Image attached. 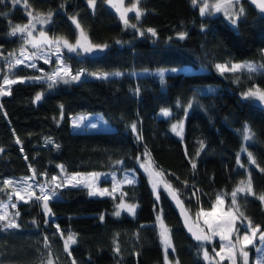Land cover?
Listing matches in <instances>:
<instances>
[{
  "label": "trees",
  "instance_id": "obj_1",
  "mask_svg": "<svg viewBox=\"0 0 264 264\" xmlns=\"http://www.w3.org/2000/svg\"><path fill=\"white\" fill-rule=\"evenodd\" d=\"M243 4L244 16L233 26L219 15L201 16L192 0H140L143 15L139 20L135 14L129 17L136 28L125 26L105 0H97L95 9L87 0H27V8L12 0L0 4V13H7L0 15L1 78L18 81L5 85L0 80V87L10 91L0 96V198L12 195L15 187H5L4 180L42 179L61 171L134 169L139 174L137 182L123 187L124 199L137 205L135 215L115 216L119 196H90L83 186L61 187L60 197L49 201V215L35 198L19 201L20 215L15 217L21 227L0 230V264H48L50 258L52 264H164L159 215L170 230V256L179 264H207L204 243L187 234L163 186L157 199L139 166L145 153L192 216L211 209L217 195L230 205L231 192L250 177L253 194L237 196L247 218L240 219L264 229V202L258 199L264 194V107L242 96L249 88L264 90V72L221 74L215 67L264 64V13L250 0ZM29 11L45 17L52 13L49 32L71 42L80 33L70 19L75 16L90 43L108 47L97 55L65 54L71 70L86 75L49 88L50 74L25 65L11 67L25 47V36L10 33L13 26L29 22ZM181 32L186 33L183 39ZM41 66L51 70L45 63ZM173 66L180 69L161 79L160 68ZM104 72L110 74L106 79L90 75ZM38 93L42 98L35 101ZM162 109L171 114L165 117ZM79 112H101L114 129L74 131L71 117ZM181 119L179 136L172 125ZM245 125L254 134L252 140L244 139ZM69 234L76 239L69 244L70 256L63 248Z\"/></svg>",
  "mask_w": 264,
  "mask_h": 264
},
{
  "label": "snow or ice",
  "instance_id": "obj_2",
  "mask_svg": "<svg viewBox=\"0 0 264 264\" xmlns=\"http://www.w3.org/2000/svg\"><path fill=\"white\" fill-rule=\"evenodd\" d=\"M105 2L116 9V11L119 13L120 19L123 21L125 26L136 28L135 24L129 25V19H128L127 14L129 12L134 11L135 18L137 20L140 19V17L143 15V10L138 7L140 0H136L135 3H132L131 7H124V0H105ZM200 2L202 3V6L199 8L201 16H204L205 14H210L209 9L215 12L223 11L225 16H227L231 20L232 24L234 25L237 23V19L239 18V16L244 13V8L242 6H240L238 10H235L236 6L240 4V0H216L215 3H210L209 0H200ZM3 3H5V0H0V4H3ZM12 3L13 5L20 4L21 0H12ZM192 3L193 5H196L198 3V0H192ZM251 3L253 5H256V7L259 8V10L262 13H264V0H251ZM87 4L90 8L95 9L97 0H87ZM24 5L26 8L28 7L27 0H24ZM27 14L30 17L29 24H26L23 26L17 24L13 26L10 35H16L17 33H21V34L26 33L27 35H26L25 42L31 44L32 47L37 50H40L41 44L51 45L53 43H58L59 41H63L64 47H66L69 52H78V49H79V50H82L84 53H92L97 50L104 51V49L108 47L107 44L100 45V44H92L90 42L82 43L81 39H77L75 44H70L68 40L64 39L63 37H58L56 38V41H53V40L48 39L47 34L44 31H41L39 34L41 39L33 38L32 31L29 30L30 27L32 29L35 28V24L32 23V20L35 19L37 23L47 24L51 20L52 13L49 12L46 18L43 15L33 17L31 11H29ZM0 15H7V13H0ZM70 19L72 20L73 24H75V27L80 30V36L85 41H87V36L84 33L83 29L81 28V25L77 21L76 17L73 16V17H70ZM146 31L151 33L153 36H156L157 34L155 29L153 28H148ZM140 34L144 35V32H141ZM178 36L181 39H183L186 36V33H183V32L178 33ZM117 43H119V41H117ZM56 51H57V59H59V47H57ZM21 52L23 54L24 52L23 48L21 49ZM32 55L35 56V53H33ZM23 63H24V60H21V59L15 60L16 65L23 64ZM45 63H48L47 59H45ZM60 63L62 67L57 68L52 74L47 76V79L51 81V83H49L48 85L49 88L53 87L56 83H59V82L68 84L71 82L79 81L81 78V75L83 74L82 72H78L75 75H73L71 73V70L67 67L64 61H61ZM29 66L32 68L36 67L34 63ZM215 67L221 74H223L226 71L236 72L237 70L244 68V67H247L250 71L255 70L251 64H245V65L232 64L230 68L225 64H216ZM261 67L264 68V65H261ZM172 71H177V69H172ZM61 73H63V75H61ZM90 75L95 76L96 78H99V79H106L110 74L109 73H91ZM114 75L120 76L121 73L117 72V73H114ZM160 75L162 79L163 73H160ZM28 79L41 80V79H44V77H29ZM3 80H4L5 85H12L18 82L16 79H9L7 75L4 76ZM19 82L23 83L24 81L20 80ZM8 94H10V91H5L3 87H0V96H4ZM243 96L245 98H256L260 100L261 102H264V90H261L259 87H255L254 89L249 88L248 91L243 93ZM41 98H42V94L38 93L35 96V101H40ZM0 107H2V105H0ZM188 107L190 108L191 104H189ZM161 111L165 117L170 115V112L168 109H162ZM74 126L78 127L79 125L74 122ZM93 127H95V125H93ZM131 128L133 132L137 131L136 124H132ZM182 130H183L182 121L178 122V124L172 125V131L176 132L177 135H180ZM243 132H244L245 140L253 139L254 134L251 132L250 128H248L247 125H245ZM16 142L20 143L19 139H17ZM48 142L51 143V140H49ZM57 147L59 146L57 145ZM201 147H203V142H201ZM2 151L3 149H0V152ZM243 151H247V149H243ZM248 157L251 163L253 164L256 163V161L252 158L251 152H248ZM117 163H120V161H117ZM237 163L238 164L240 163L239 157H237ZM241 166L243 167V165ZM192 167L195 168L194 163ZM261 171H264V169H261ZM90 175L92 177L91 181L77 180L75 176L71 177L70 179L76 180V184H83L84 187L88 188L89 189L88 194L90 196H95V195L103 196L105 194H109L107 189H97L94 187V181L100 178V174L92 173ZM34 178L35 176L31 178H24L22 181H18L17 183L20 185V187L15 190V195L18 200H23L25 203L29 202V200H31L33 197L35 198L36 202L42 201L43 208L45 210V215H49L51 213V209L49 208V201L58 195L56 189L64 185L55 183V181L57 180V177L53 176L51 177L50 184H54V186L48 188V190L46 191V187H47L46 185L44 184L36 185V187H39V191H40V195L36 196L34 191H30L31 189H33V185L28 183L29 179H34ZM113 179L115 180V178ZM123 182L129 183V184L134 183L133 180L128 179L127 177L125 178ZM13 183L14 182L12 180L3 181V184L5 187L9 185H13ZM153 187L155 190L156 185L154 184ZM2 190L3 189H0V191ZM21 192L27 193L28 199H25V196L21 195ZM238 193H245L248 195L253 194L252 181L250 177L247 180L246 184L244 181H241V186H238L235 190L231 192V197H232L231 205L234 206L235 212H233L232 210H230L228 213L218 212V207L224 204V200L222 199L220 195H217L216 206L213 207V210L211 212L202 213V215L205 217L204 223L208 228L209 234H205L203 229H201L199 232H193V236L195 240L197 241H209V242L212 240V237L219 236L221 241H228L227 249H225V246L221 244L220 251L216 253V255L220 257L221 261L227 258L229 261H231V264H237V253H238L239 257L242 259V264H249V252L246 249L248 248L249 245H252L253 247H255L254 242L257 239V234H259L258 239L260 243L264 244V230L261 229L260 225L253 226L252 222L248 221L247 227L243 235H240L239 229H237L236 227V222L241 217H244V213L240 211V206L237 202ZM157 199H159V196H157ZM258 199L264 202V194L260 195ZM8 200L11 203V207L16 208L17 206L16 203L11 202L12 201L11 195L8 197ZM0 208L6 209L7 205L0 202ZM116 208L118 210L114 213V215L117 217L121 215V212L119 209H124L129 214L135 215V210L137 208V205L136 204H126L124 203L123 198H121V203L117 204ZM14 215L18 217L20 213L17 211ZM99 219L103 221L104 216L101 215ZM244 219H247V218L244 217ZM157 220L160 222V225H161V231L159 233L160 240L164 246L165 252L167 253V250L172 247L170 232H169V229L163 224V220L160 216L157 217ZM4 221H7V222L0 224V230L18 229L21 227V225L18 224L15 219H9V214L6 211L3 214H0V222H4ZM56 227H57V230L59 231V226L57 225ZM189 231L191 232L192 229L189 228ZM234 233L236 234L235 243L232 242V237ZM61 235H63V233H61ZM44 239L45 241H47L48 237H45ZM70 243L71 244L76 243L74 234H69L63 244L64 251L68 252L69 256L71 255V253L68 251ZM46 247H47V244H46ZM115 251L119 253V248L117 247ZM256 251H260V249L257 248ZM203 255H204L205 260L209 259V254L207 250H204ZM165 261L167 264V255L165 256ZM48 264H52V261L49 260ZM72 264H75L74 260L72 261ZM257 264H264V260L257 261Z\"/></svg>",
  "mask_w": 264,
  "mask_h": 264
},
{
  "label": "rangeland",
  "instance_id": "obj_3",
  "mask_svg": "<svg viewBox=\"0 0 264 264\" xmlns=\"http://www.w3.org/2000/svg\"><path fill=\"white\" fill-rule=\"evenodd\" d=\"M135 2H136V0L133 1V2H129L128 0H124V7H131L132 3H135ZM209 2L210 3H215L216 0H209ZM21 3H24V0H21ZM195 6H197L198 8H200L202 6V3L200 2V0H198V3ZM240 6H242L244 8V13H245V7H244V4H243V0H240V4L236 6L235 10H238V8ZM138 7H139V4H138ZM209 12H210V14H205V15H219V16H222V17L225 18V20H227L233 26H236L238 24L239 20L244 16V13L242 15H240L239 18L237 19V23L234 25V24H232L231 20L227 16H225L223 11L215 12V11H212L211 9H209ZM132 14H135V12L133 11V12H129L127 14L128 19H129V25L131 24V20H130L129 17ZM32 15H33V17H37V16H40L41 14L38 15V14H35V13L32 12ZM32 23L35 24V28L32 29L30 27L29 30L32 31L33 38L41 39V37L39 35L41 31L46 32L47 37L50 40L56 41V38L59 37V36L57 37L54 34H52L51 32H49V25L51 24V20L47 24H41V23H37L36 20L33 19ZM27 24H29V22ZM23 35L25 36V39H26V35L27 34L24 33ZM78 39H81L82 43L85 41L80 36V33H79ZM87 40H88V37H87ZM68 42L70 44H75L76 43V41L75 42H71L70 40H68ZM57 47H59V59H57V51H56ZM23 49H24L23 54L20 51L19 54H17L16 59L24 60V63L16 65L15 64V60L16 59H15L13 61V63H12L13 65L11 67H13V66H22V65L29 66V65L34 63L36 65L35 68H39L40 72L44 73V74H52L57 68L62 67L60 62L64 61V55L65 54H69V53L70 54H76L77 53L76 55H79V56L88 54V53H84L82 50H79V49H78V52H69L68 49L66 47H64L63 41H59L58 43H53L51 45H49V44H41L40 45V50H37V49L33 48L31 44L25 42V47ZM33 53H35V56L32 55ZM1 58L2 57L0 55V61H1ZM45 59L48 60V63H45ZM41 62L45 63V64H47V66L51 67V70H49L47 67H42V66L40 67ZM1 64L2 63L0 62V80H2L4 78V77L1 78V75H2V73H1V70H2L1 69ZM65 64L71 70V67L66 62H65ZM233 64H241V65L251 64L253 66V68L255 69L252 72H256V73L261 72V71L264 72V68H262L261 65H257V64H255L253 62L246 61V62H238V63H233ZM225 65H227L230 68L232 64H225ZM172 69H177V71H178L180 68L176 67V66L160 68L158 73L165 74L167 72H176V71H172ZM239 70H244V71H247V72L250 71L247 67L241 68ZM78 72H82L83 73L81 75V78L84 75H86V73L83 70H79V71H76V72H73L71 70V73L73 75H75ZM104 73H107V72H104ZM61 75H63V73H61ZM9 79H12V78L9 77ZM248 90H246V91H248ZM5 91H6V88H5ZM242 96H243V94H242ZM243 99H247V100H249L251 102L257 103V104H259V105L264 107V102H261L260 100H258L256 98H245L243 96ZM169 112L171 114V110H169ZM71 121H72V128H73L74 131H96V130H112V129H114L113 125L108 121V119L105 118V116L101 112H79V113H75V114L72 115ZM180 121L183 122V129H184V120H182V119L181 120H175L173 124H178V122H180ZM74 122L77 123L79 126L78 127L74 126ZM93 125H95V127H93ZM182 134H183V130H182V132H181V134L179 136H182ZM138 162H139V166H140L141 170L147 174V176L149 178V181H150V184H151V187H152L153 190H154L153 185L154 184L156 185L154 192H155L156 197L159 196L160 195V191L163 188L162 187L163 184L161 183V179H160L161 176L163 177V172H161V170H159L155 166V163H154L153 159L151 158V156L148 153H145L143 156H141V158L139 159ZM92 173H99L100 174V178L98 180L94 181V187L97 188V189H107L108 190L109 194H105V195H103L101 197H105V196H110V197L119 196L120 200H119L118 204L121 203V198H123V201L126 204H134V203L126 201L124 199V194H123V187L125 185L129 184V183H124L123 182L126 177L128 179L133 180L134 182H137L139 180V174L134 169L125 170V171H123L121 173H119L116 170L90 171V172H71V173H65L64 171H61L59 174H56V175H53V176L57 177V180L55 181V183L64 185V186H61V187L73 186V185H75V186H83L84 187L83 184H76V180H71L70 178L75 176L77 180L91 181L92 177H91L90 174H92ZM53 176H51V177H53ZM51 177L43 175L42 179H36V178L29 179L28 183L33 185V189H31L30 191H34L36 196L40 195L39 187H36V185H38V184L46 185L47 186L46 187V191H47L48 188L54 186V184H50ZM113 178H115V180ZM18 181H22V180L13 181L14 182L13 185L15 187H12V191H13L12 195L9 194L5 198H0V202H2L3 204L7 205L6 209L5 208H0V214H3L6 211L9 214V219H15V220H16V217H15L14 214L17 212V207L18 206H16V208H12L11 207V203L8 200V197L11 195L12 196V201L11 202L12 203H16V205H18L19 201H23V200H18L16 195H15V190L20 187V185L17 183ZM61 187L56 189L58 195L56 197L52 198L51 200H54V199H57V198L60 197L59 189ZM113 189H115V190H113ZM21 195H24L25 199H28V194L27 193L21 192ZM95 196H100V195H95ZM220 196L224 200V204L220 205L218 207V212L228 213L230 210L235 212L234 206H232L231 204L229 205L227 203L226 198L223 195H220ZM214 206H216V201L213 204V207ZM213 207L211 209H201L200 211L196 212L193 215V218H194L195 222L198 225H200L204 229V231L207 232V234H209L208 233V228H207V226L204 223L205 217L202 215V213L203 212H211L213 210ZM117 210L118 209L115 208V211H113V214ZM119 210H120L121 214L122 213H128L124 209H119ZM159 216L161 217V215H159ZM162 220H163V218H162ZM6 222L7 221L0 222V224L6 223ZM16 222H17V220H16ZM158 224H159L160 231H161V225H160L159 221H158ZM163 224L168 228V226L165 224L164 220H163ZM247 224H248V221H242L241 219L237 220L236 227H237V229H239L240 235H243V233H244V231H245V229L247 227ZM262 230H264V229H262ZM169 232H170V230H169ZM258 235L259 234H257V239L254 242L255 243V247H253L252 245H249L248 248L246 249L249 252V264H257V261L264 260V244L260 243V241L258 239ZM235 240H236V234L234 233L233 237H232V242L235 243ZM171 243H172V247L169 248L167 250V253H166V255H167V264H177V262H178L177 259L172 258L170 256V254H169L170 251L174 250L172 239H171ZM221 244H223L225 246V249H227L228 241H221L219 236L212 237V240L210 242L209 241L204 242V250H207L208 254H209V259L205 260L207 262V264H231V261H229L227 258H225L224 260L221 261L220 257L216 255V253L220 251ZM257 248H259L260 251H256ZM49 260H51V258ZM164 264H166L165 260H164ZM237 264H242V259L239 257L238 253H237Z\"/></svg>",
  "mask_w": 264,
  "mask_h": 264
},
{
  "label": "water",
  "instance_id": "obj_4",
  "mask_svg": "<svg viewBox=\"0 0 264 264\" xmlns=\"http://www.w3.org/2000/svg\"><path fill=\"white\" fill-rule=\"evenodd\" d=\"M87 42H89V41L87 40V41H84L83 43H87ZM101 52L102 51L97 50V51H94V52L88 53V54L97 55V54H100ZM160 179H161V183L163 184L164 189L171 196L172 205H173L174 209L176 210V212L178 213V215L181 219L182 225H183L185 231L187 232V234L192 238L193 241H195L197 243L205 242V241L195 240V238L193 236V232H199L203 228L194 221L190 211L186 207V204L183 201L180 194L171 185H169L162 177H160ZM189 228L192 229L191 232L189 231ZM203 231H204V229H203ZM204 233L207 234L206 231H204Z\"/></svg>",
  "mask_w": 264,
  "mask_h": 264
}]
</instances>
